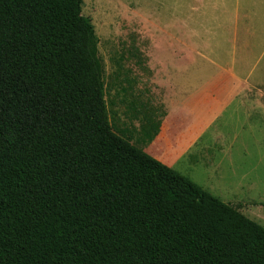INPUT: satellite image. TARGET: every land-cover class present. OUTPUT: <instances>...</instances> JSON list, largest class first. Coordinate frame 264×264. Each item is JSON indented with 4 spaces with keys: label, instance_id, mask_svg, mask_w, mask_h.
<instances>
[{
    "label": "trees",
    "instance_id": "obj_1",
    "mask_svg": "<svg viewBox=\"0 0 264 264\" xmlns=\"http://www.w3.org/2000/svg\"><path fill=\"white\" fill-rule=\"evenodd\" d=\"M82 3L0 0V264H264V227L111 130Z\"/></svg>",
    "mask_w": 264,
    "mask_h": 264
},
{
    "label": "rangeland",
    "instance_id": "obj_2",
    "mask_svg": "<svg viewBox=\"0 0 264 264\" xmlns=\"http://www.w3.org/2000/svg\"><path fill=\"white\" fill-rule=\"evenodd\" d=\"M81 10L104 67L106 109L118 118L131 98L124 84L153 78L164 67L162 52L232 72L233 106L203 159L212 164L198 168L195 181L213 183L223 203L264 227V0H83Z\"/></svg>",
    "mask_w": 264,
    "mask_h": 264
},
{
    "label": "crops",
    "instance_id": "obj_3",
    "mask_svg": "<svg viewBox=\"0 0 264 264\" xmlns=\"http://www.w3.org/2000/svg\"><path fill=\"white\" fill-rule=\"evenodd\" d=\"M165 52L158 55L165 60L164 67L153 78L134 77L124 84L131 98L123 101L120 118L106 109L109 126L116 135L221 201L222 194L215 193L213 183L201 185L195 176L198 168L209 169L212 164L203 159L210 157L211 148L223 135L216 129L233 106L237 84L229 78L231 71L224 72L204 57L197 56L192 63L175 62L173 56L164 57Z\"/></svg>",
    "mask_w": 264,
    "mask_h": 264
}]
</instances>
